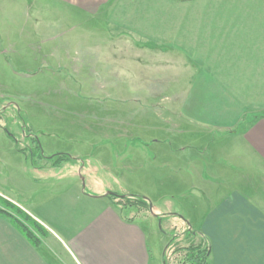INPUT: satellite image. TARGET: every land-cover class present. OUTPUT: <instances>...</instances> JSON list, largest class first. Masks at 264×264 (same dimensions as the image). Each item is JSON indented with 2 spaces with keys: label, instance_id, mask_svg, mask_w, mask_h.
Returning <instances> with one entry per match:
<instances>
[{
  "label": "crops",
  "instance_id": "1",
  "mask_svg": "<svg viewBox=\"0 0 264 264\" xmlns=\"http://www.w3.org/2000/svg\"><path fill=\"white\" fill-rule=\"evenodd\" d=\"M56 1L69 7L63 10L70 17L101 22L112 39L137 43L129 54L90 50L80 57L89 69L112 71L113 60L120 67L126 57L137 59L138 71L150 67L165 77L141 91L179 92V99L140 107L170 109L166 132L160 127L158 134L150 117L138 115L137 132L99 139L137 141L138 148L101 153L94 147L59 166L35 167L24 156L18 179L9 166L0 186L11 190L0 189V196L21 205L11 194L20 196L30 210L21 207L47 234L33 246L0 216V264H165L167 237L188 229L209 244V264H264V0ZM44 49L36 56L31 48L32 64L23 69H61ZM158 144L166 148H154ZM146 168L168 173L150 192L137 188L148 183L149 175L141 178ZM110 193L143 195L151 208L135 213ZM172 194L187 202L175 204ZM157 201L167 202L168 210ZM192 201L206 205L196 221L182 210Z\"/></svg>",
  "mask_w": 264,
  "mask_h": 264
},
{
  "label": "rangeland",
  "instance_id": "2",
  "mask_svg": "<svg viewBox=\"0 0 264 264\" xmlns=\"http://www.w3.org/2000/svg\"><path fill=\"white\" fill-rule=\"evenodd\" d=\"M68 8L56 0H0V180H7L9 166L13 177L18 179L16 167L25 160L23 153L20 154L15 148L8 131L18 138L21 147L30 146L27 142L34 140L36 134V140L41 141V146L47 152L75 154L94 147L95 150L100 149L101 153L108 149L118 152L121 148L137 147V141L111 139L103 140L101 144L99 139L115 132H137L138 115L150 117L153 125L158 126V134L164 133L160 127L163 130L169 127L165 119L172 114L170 109L156 111L154 108L140 107H146L148 101H161L168 105L175 98L179 99L177 96L180 93L169 91L149 94L141 91L144 85L165 77L150 73L153 71L150 67L138 71L135 65L137 59L128 60L130 57L120 61V67L119 61L113 60L116 66L112 71H101V67L89 69L88 60H80V57H86L90 50L129 54L137 52V43L126 37L123 40L112 39V31L106 32L101 22L88 19L79 21L74 14L70 17L63 10ZM78 16L85 18L83 15ZM107 36L110 37L109 41ZM38 38L45 39V42L39 43L38 47L29 44ZM31 48L36 56L39 50L51 52L53 56L48 61L55 67H63H46L42 72L23 69L25 64H32ZM75 55L79 57L76 60ZM122 63L126 66L122 67ZM129 116H135L136 120L127 121ZM19 134L24 139L29 137L31 141L20 140ZM154 148L163 149L166 146L158 144ZM147 170L142 171L141 178L149 175L146 179L148 183L143 181L140 187L137 186L143 192H150L151 189L147 188L168 175L159 168ZM0 189L4 194L11 190L7 186H0ZM11 197L21 205H26L17 194H11ZM187 197L192 199L191 195ZM168 198L175 204L187 202L185 197L176 194ZM118 201L123 205L128 204L124 199ZM14 204L23 209L21 205ZM157 204L165 211L169 208L165 201H157ZM186 205H183V213L194 221L201 212L206 211V205L204 207L203 204L192 201ZM132 207L135 213L149 210L146 207ZM26 208L30 210L28 206ZM160 235L159 242L164 234ZM167 238L164 256L167 263L189 264L184 262L185 250L181 247H187L186 242L190 238L187 239L184 233ZM191 240L195 245H207L197 235Z\"/></svg>",
  "mask_w": 264,
  "mask_h": 264
},
{
  "label": "trees",
  "instance_id": "3",
  "mask_svg": "<svg viewBox=\"0 0 264 264\" xmlns=\"http://www.w3.org/2000/svg\"><path fill=\"white\" fill-rule=\"evenodd\" d=\"M8 131V130H7ZM8 136L15 142L17 150L24 154L26 160L35 167L43 166H59L67 161H74L75 159L65 152H57L51 155H46L39 142L34 137V146L21 147L18 138L8 131ZM118 199L127 200L128 204L125 206H138L151 208V202L143 195H118V193H110ZM0 216L7 218L15 228H17L22 235L33 245L40 246L42 244V237L46 236V229L30 214L15 205L13 202L0 196ZM185 237L189 241L187 247H181L185 250V263L192 264H209L208 257L210 254V246L207 242L205 247L202 244L195 245L191 239L196 236V232L188 229L185 231ZM164 263L167 259L164 258Z\"/></svg>",
  "mask_w": 264,
  "mask_h": 264
}]
</instances>
